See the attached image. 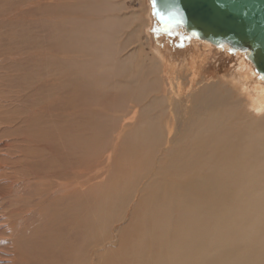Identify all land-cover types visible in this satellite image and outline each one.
I'll return each instance as SVG.
<instances>
[{"label":"bare ground","instance_id":"6f19581e","mask_svg":"<svg viewBox=\"0 0 264 264\" xmlns=\"http://www.w3.org/2000/svg\"><path fill=\"white\" fill-rule=\"evenodd\" d=\"M13 1L14 3L10 6L6 1L0 3V72L5 74V78H0V111L3 112L7 108L15 109L22 101L29 104L28 100H32L34 101L32 105L39 107L42 110L40 112L45 115H49V113L53 115L56 111L61 112V116L53 115L51 120L54 123H59L57 125L50 123L47 116L40 118L36 112L27 117V122L30 124L38 121L43 122V127L46 128H43L45 133L37 132L41 139L42 135L48 134L51 140L60 138L63 141L60 145L61 152H59L60 148L58 150L53 147L54 145L48 144L49 138H46L48 140L47 142L45 140L44 145L41 144L45 150L52 147L53 151L60 153L56 157L52 156L54 159H42L48 172V176L42 172L43 178L72 179V182H76L79 187L83 186L82 179L93 171H98L103 164L104 155L109 153L111 144L107 139L112 137L115 141L111 153L105 158L110 162L117 157V147L122 132H128L127 120H134L139 114L141 123L144 121V114L150 111L154 116V126L144 127L147 141H142L143 150L140 146H135L139 155V163L145 161L149 153L155 151L156 155L152 161H156L154 166L157 167L152 177H162L163 192H170L173 196L172 201L177 200L179 204L187 207L181 211L170 203L164 204L159 209L161 217L156 219V228L160 232H164L163 230L169 228L170 224H175L177 219L178 225L175 237L173 236L174 243H172L185 244V240L182 239L184 236L187 237L189 242L187 246L190 248L195 242L202 244L205 236L213 234V228L216 231L215 227L209 225L214 223L215 214L209 211L214 209L218 214L229 209L228 219L223 223L232 222L235 218H241L246 222L242 223L239 235H244L241 240L246 243L242 246L243 250L240 251L238 260L234 264H264V81L247 59L249 54L241 51L231 53L228 45L217 47L207 41L189 40L195 46L203 44L205 48L214 47L228 56L232 54L237 56L239 70L237 69L238 71L233 75L240 78L239 85L235 86V91L240 97L233 99L236 95L233 96L234 91L229 88V84L215 80L210 82L205 78L200 80L198 73L188 82L190 86L187 93H184L185 88L180 78L175 80L168 78L169 81L163 78L159 69V60L150 63L151 69H149V63L143 61L142 68L138 70L132 59L118 54L122 53L120 46L119 49H116L112 47V43L108 42L107 47L115 54L101 51L104 58H94L91 64L84 68L85 71L82 74L74 75V72H69L67 74L69 76L60 85L61 89L55 87L52 89L54 92L52 97L42 99L41 94L35 95L32 90L33 79L21 77L18 81L10 80L6 75V66L13 65L14 69L17 66L4 61L5 57L33 51L32 41H30L32 39L29 38V35H32L31 18L34 11L25 7L32 0ZM122 19L117 16L115 19L113 18V22ZM88 23V19L82 20V25L85 26ZM121 26H109V37L114 39L115 35L116 39L119 38L118 43L126 48L127 44L124 45V41H122V37L124 38L122 31L119 33L120 30H123ZM23 35L25 36L23 37ZM21 36L23 37L22 42H20ZM128 41L129 37L125 43ZM95 42L92 40L91 44ZM200 56L196 53L195 60H198ZM96 60L101 63L98 64ZM144 65L145 67H143ZM70 67L65 68L70 71ZM226 69H228L227 72H230L229 68ZM5 85L11 89L10 93L16 94L15 98L7 100L8 105H6L3 95L5 87L7 88ZM198 85L199 89H194ZM59 93L61 96H59L60 99H57L56 96ZM140 93H147L148 96ZM15 101L16 105L13 104ZM101 108L106 109L107 112L122 115L115 116L113 114L115 116L113 124L116 121L122 122L117 134L113 128L109 127V121L104 119V112L101 111ZM251 112L254 114L257 112L262 116L254 119V115V118L249 115ZM178 119L181 120V125L176 128ZM105 121L106 125L103 124ZM84 134H91L93 137L95 149L90 153L85 148ZM39 141L41 140L39 139ZM179 142H184L180 155L174 154L178 146L176 143ZM243 145L250 150L245 152ZM42 156L44 157V155ZM244 156L247 160H242ZM159 162L163 165L162 168L159 167ZM250 163L252 164L251 169H246L245 167ZM39 165L42 164L39 163ZM33 168L35 167L33 166ZM174 176L175 179H173ZM35 179L38 178L35 177ZM38 180L40 181V179ZM241 192L248 196L239 198L238 195ZM87 195L88 197L84 195L83 190L76 186L71 188V191L66 195L56 197L51 203L49 202V209L53 214L49 217L51 211L47 212L49 215L45 218L51 222L40 227L41 232L47 238H45L44 249L40 251V253L44 252V255L37 256L30 263L37 264L36 260L47 259L48 253L62 258H57L52 262L50 257L45 264L80 263L77 255L79 252H83L85 240L90 237L99 238V234L95 230L90 235L84 233L86 229H90L92 220L91 215L88 216L86 213L92 212L93 216H97L94 208L90 207L93 200L90 198V194L87 193ZM98 211L100 212L98 219L108 213L107 209ZM229 225H233V222ZM102 228L103 226L98 232H101ZM83 239L84 241H82ZM220 241L225 246L222 252L226 254V247L231 248V245H226L223 239ZM90 247L92 251H95L92 246ZM96 248L99 250L100 247ZM182 255L184 254H180V256ZM185 260L193 262L192 257ZM218 264L224 263L218 261Z\"/></svg>","mask_w":264,"mask_h":264},{"label":"rangeland","instance_id":"374dc122","mask_svg":"<svg viewBox=\"0 0 264 264\" xmlns=\"http://www.w3.org/2000/svg\"><path fill=\"white\" fill-rule=\"evenodd\" d=\"M2 1H6L9 6L14 3L13 0H0V3ZM25 7L34 11L31 18L32 35H29V38L32 39L30 41H32L33 51L7 56L3 60L17 66L16 69L13 68V65L6 66L7 78L17 81L21 77L33 79L32 90L35 95L41 94L42 99L52 97L54 93L52 89L55 87L61 89L60 85L69 76L67 75L69 72H74V75L82 74L85 71L84 68L88 67L94 58H104L101 51L115 54L107 47L108 42L112 43V47L116 49H119L120 46L122 53L118 54L132 59L138 70L142 68L143 61L149 63V69H151L150 63L159 60V69L163 78L166 81H169L168 78H174V80L180 78L185 88L184 93H187L190 86L188 82L198 73L200 80L205 78L210 82L215 80L229 84V88L234 91L233 96L236 95V98H232L240 97L235 91V86L239 85L240 78L233 75L239 70L237 56L233 54L228 56L214 47L205 48L203 44L195 46L179 32L172 35L165 34L154 17L152 0H32ZM112 16L114 19L117 16L123 19L113 22ZM86 19L89 20V23L84 26L82 20ZM88 25L90 26L88 27ZM118 25H122L121 29L124 30H120L119 33L122 31V36H124L122 41H124V45L127 44L126 48L118 43L119 38L116 39L115 35L114 39L109 37L108 27ZM23 37L21 36L20 42L23 41ZM128 37L129 41L125 43ZM92 40L96 42L91 44ZM196 53L201 55L198 60H195ZM191 57L193 59H190ZM96 62L101 63L99 60ZM67 66H71L70 71L65 68ZM226 68H229L230 72H227ZM2 77L5 78V74L0 72V78ZM232 78L236 82L238 79L239 81L236 83ZM49 85L50 88H48ZM7 88L5 87L3 93L6 105L9 104L8 99L16 97V94L10 93L11 89ZM196 88L199 89V85L194 89ZM140 94L148 96L147 93ZM59 96L61 93L56 98L60 99ZM242 98L245 99V97ZM241 100L244 102L243 99ZM28 102L30 103L22 101L15 109L7 108L3 112L0 111V257L2 256L0 264H32L31 260L44 255V252L40 253V251L44 249L47 238L41 232L40 227L51 222V220L49 222L46 220L49 214V217L53 214L49 209L50 203L54 198L66 195L71 191V188L76 186L83 190L87 197V193L90 194V198L93 200L90 207H93L97 214V216H93L92 212H85L88 216L91 215L92 220L90 229H84V233L90 235L95 230L99 234V238L90 237L85 240L83 252H79L77 255L80 259L79 264H218V261H222L224 264H234L238 260L239 253L243 250L242 246L246 243L241 240L244 235L239 236L242 223L246 222L241 218H235L232 221L233 225H229L232 222L223 223L228 219L229 209L218 214L214 209L210 210L209 212L215 214L213 217L215 219L214 223L209 225L215 227L216 231L213 228V234L205 236L202 244L195 242L190 248L187 246L189 243L187 237L184 236L182 239L185 240V244H173V236L178 225L177 219L175 224H170L169 228L163 230L164 232H160L156 228V219L161 217L159 209L164 204L170 203L181 211L187 207L179 204L177 200L172 201L173 196L170 192H163L162 177H152L157 167L154 166L156 161H152L156 155L155 151L149 153L145 161L139 163V155L135 146H140L143 150L142 141H147L144 127L154 126L152 112L145 113L144 121L141 123L139 114L134 120H127L128 132H122L118 142L117 157L110 162L105 158L111 153L115 141L112 137L107 139L111 144V149L104 155L103 164L98 171L86 175L82 179L83 186L79 187L76 182H72V179L43 178V173L45 172L48 176V172L42 159L50 160L60 154L59 152L62 151L60 145L63 141L60 138L51 140L48 134L42 135L41 139L37 132L45 133L43 122L38 121L39 123L30 124L27 122V117L36 112L40 118L47 116L50 123L57 125L59 123H54L51 120L53 115L61 116V112L56 111L53 115L50 113L45 115L40 112L42 110L39 107L32 105L34 101L28 100ZM13 104L16 105V101ZM101 109L104 112V119L109 121V127L113 128L117 134L122 122L116 121L113 124L112 121L115 116L122 115L107 112L104 108ZM251 113L249 115L253 118L255 116L254 119L262 116L257 112H255L257 116ZM177 123L176 128L181 125V120L178 119ZM103 124L106 125V121ZM162 126L164 127L163 124ZM84 139L86 151L90 153L95 149L93 137L91 134H84ZM45 140L46 142L48 140L50 146L54 145L55 149L59 150L60 148L59 152L53 151L52 147L45 150L41 146V144L44 145ZM183 143H176L178 146H175L174 154L180 155ZM243 149L245 152L250 150L244 145ZM41 150L42 152H40ZM22 151L27 152L24 154ZM242 160L247 159L244 156ZM159 165L160 168L163 167L160 162ZM251 165L250 163L245 168L251 169ZM238 196L246 198L248 194L241 192ZM102 209H107L108 213L98 219L100 214L98 210ZM101 226L103 228L100 230L101 232H98ZM219 239H223L226 245H231V248L226 247V254L222 252L225 246ZM218 241L220 242L218 243ZM95 245L100 247L99 250ZM90 246L95 251H92ZM180 254L184 255L180 256ZM46 256H48L47 259L36 260V263L45 264L50 257L52 262L57 258H62L52 256L51 253ZM189 257L193 258L192 263L185 260ZM76 264L78 263L76 262Z\"/></svg>","mask_w":264,"mask_h":264},{"label":"water","instance_id":"95a60500","mask_svg":"<svg viewBox=\"0 0 264 264\" xmlns=\"http://www.w3.org/2000/svg\"><path fill=\"white\" fill-rule=\"evenodd\" d=\"M154 17L167 35L228 45L247 58L264 81V0H152ZM234 55V54H233Z\"/></svg>","mask_w":264,"mask_h":264}]
</instances>
